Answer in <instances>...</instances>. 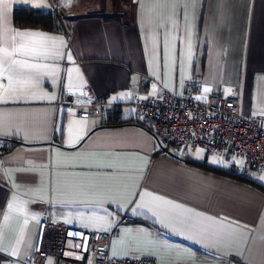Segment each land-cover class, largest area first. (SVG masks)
Returning a JSON list of instances; mask_svg holds the SVG:
<instances>
[{
	"label": "crops",
	"instance_id": "1",
	"mask_svg": "<svg viewBox=\"0 0 264 264\" xmlns=\"http://www.w3.org/2000/svg\"><path fill=\"white\" fill-rule=\"evenodd\" d=\"M85 5L128 13L59 18ZM15 7L59 26L16 25ZM191 79L202 98L234 94L242 114L264 113V0H0V137L21 141L0 151V264H28L46 218L112 232L116 257L264 264V190L197 162L263 184L264 170L202 146L160 153L144 125L105 122ZM64 94L108 111L79 115Z\"/></svg>",
	"mask_w": 264,
	"mask_h": 264
},
{
	"label": "built area",
	"instance_id": "2",
	"mask_svg": "<svg viewBox=\"0 0 264 264\" xmlns=\"http://www.w3.org/2000/svg\"><path fill=\"white\" fill-rule=\"evenodd\" d=\"M127 13L100 8L82 12L74 8L62 12L61 19L91 15L123 18ZM134 104L136 116L157 139L160 153L202 146L218 156L241 155L247 167L264 170V113L242 114L237 95L212 92L202 98L196 81L191 79L181 93L160 85L155 94L138 98ZM60 105L75 109L79 115H103L108 111L102 101L79 104L71 94H64ZM111 236L112 232L42 219L28 264H162L151 255H111Z\"/></svg>",
	"mask_w": 264,
	"mask_h": 264
},
{
	"label": "trees",
	"instance_id": "3",
	"mask_svg": "<svg viewBox=\"0 0 264 264\" xmlns=\"http://www.w3.org/2000/svg\"><path fill=\"white\" fill-rule=\"evenodd\" d=\"M14 22L16 25H20V26L32 25V26H40V27H46V28H51V29H56L59 26L58 16L55 12L50 11V10L35 9V8H30V7H15ZM120 112L121 111L118 107L113 108L108 114V116L106 117L105 122L107 124L113 125V124L125 122L127 120L126 122L144 125L143 121L140 118L136 116H132L130 118H124L121 116ZM0 138L2 140L9 141L8 144L2 145L0 149V151L2 152L11 149L17 143L21 142L20 140H17V139H11V138H6V137L5 138L0 137ZM197 163L200 165H203L204 167L211 168L218 173L229 174L238 179L253 182L254 184H256L257 186L261 187L264 190L263 183L255 181L249 176H247L246 174L238 172L235 169H228L223 166H214V165L208 164L207 162H197Z\"/></svg>",
	"mask_w": 264,
	"mask_h": 264
},
{
	"label": "rangeland",
	"instance_id": "4",
	"mask_svg": "<svg viewBox=\"0 0 264 264\" xmlns=\"http://www.w3.org/2000/svg\"><path fill=\"white\" fill-rule=\"evenodd\" d=\"M81 3H82V2H81ZM123 6H124V5H123ZM75 8H76V7H75ZM84 8H85V7H82V8H80V9L78 8V10L84 12L85 9H86V8H85V9H84ZM73 9H74V8H73ZM110 9H111V11H110ZM110 9H108V10H106V11H107V12H114V11H116V10H112V8H110ZM83 10H84V11H83ZM71 11H72V10H71ZM62 12H64V11H62ZM62 12H61V13H62ZM65 12H70V11H65ZM61 13H59V18H60V19H61Z\"/></svg>",
	"mask_w": 264,
	"mask_h": 264
},
{
	"label": "bare ground",
	"instance_id": "5",
	"mask_svg": "<svg viewBox=\"0 0 264 264\" xmlns=\"http://www.w3.org/2000/svg\"><path fill=\"white\" fill-rule=\"evenodd\" d=\"M83 7H85L86 9H87V8H90V7L86 6V5H85V6H83ZM81 8H82V7H81ZM85 8H84V9H85ZM79 9H80V8H79Z\"/></svg>",
	"mask_w": 264,
	"mask_h": 264
}]
</instances>
